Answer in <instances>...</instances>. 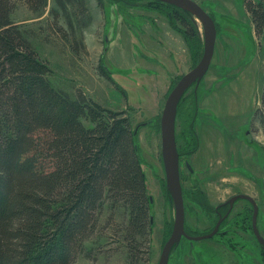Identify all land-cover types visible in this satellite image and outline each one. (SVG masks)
<instances>
[{
	"label": "rangeland",
	"instance_id": "374dc122",
	"mask_svg": "<svg viewBox=\"0 0 264 264\" xmlns=\"http://www.w3.org/2000/svg\"><path fill=\"white\" fill-rule=\"evenodd\" d=\"M195 1L214 19L216 40L206 73L180 102L175 138L180 173L188 175L186 164L191 166L209 204L204 209L186 199L185 227L192 235L207 232L217 218L208 213L209 206L246 193L258 204L257 225L264 237V128L259 120L264 113L259 101L264 34L261 38L254 35L243 0ZM130 2L119 6L111 0H85V13L76 15L72 8L68 13L59 10L54 0L37 12L19 1L11 17L39 56L48 61L54 86L72 96L83 92L104 106L124 110L129 117L153 217L151 234L139 247V264H157L174 219L173 202L165 191L160 116L170 89L201 54L191 55L182 34L158 8L146 0ZM196 21L203 47L202 26ZM191 120L199 140L192 153L184 135ZM247 204L238 199L230 220L244 207L249 210ZM110 212L105 210L102 228L85 242L71 264H129L125 215L119 209L108 221ZM249 232L237 230L238 236L215 234L189 242L182 237L171 250L168 264H264L251 227Z\"/></svg>",
	"mask_w": 264,
	"mask_h": 264
},
{
	"label": "trees",
	"instance_id": "16d2710c",
	"mask_svg": "<svg viewBox=\"0 0 264 264\" xmlns=\"http://www.w3.org/2000/svg\"><path fill=\"white\" fill-rule=\"evenodd\" d=\"M19 1L36 12L48 3L0 0V264L73 263L102 228L106 209L111 211L108 221L117 210L124 213L129 264H139V247L151 234L153 217L130 119L124 110L104 106L83 92L72 96L51 83L48 61L11 17ZM111 1L125 6L132 0ZM146 1L165 14L197 58L202 36L193 16L166 2ZM54 2L61 11L85 13V0ZM243 5L254 35L261 38L264 0H243ZM178 21L186 27L180 28ZM101 72L112 81L108 72ZM259 101L264 107V81ZM259 120L264 128V113ZM194 129L191 120L184 133L190 153L199 142ZM180 179L184 201L205 209L209 202L198 174L188 169ZM165 191L170 198L166 186ZM247 205L249 210L244 207L231 220L233 208L227 211L223 231L216 234L238 236L237 230L250 228L252 206ZM209 208L215 215V206Z\"/></svg>",
	"mask_w": 264,
	"mask_h": 264
},
{
	"label": "water",
	"instance_id": "95a60500",
	"mask_svg": "<svg viewBox=\"0 0 264 264\" xmlns=\"http://www.w3.org/2000/svg\"><path fill=\"white\" fill-rule=\"evenodd\" d=\"M159 1L172 4L190 13L195 20L197 19L200 21L203 33V47L199 61L187 72L183 73L170 89L165 98L160 116L161 160L165 175V186L173 202L174 219L171 232L162 246L157 264H168L172 248L179 243L182 237H185L190 241L212 237L216 234L223 217H220L216 221L213 229L207 233L192 235L187 233L185 230V206L180 179L179 153L175 138V120L178 103L182 95L190 86L193 84L197 85L199 83L210 65L216 40L215 21L212 16L195 0ZM186 165L187 168L192 171L191 166L188 163ZM238 199H245L252 204V229L256 240L264 251V237L260 233L257 226L258 204L251 195L246 193L234 194L225 200L224 203L229 204V208H231L234 201Z\"/></svg>",
	"mask_w": 264,
	"mask_h": 264
},
{
	"label": "flooded vegetation",
	"instance_id": "af4514ba",
	"mask_svg": "<svg viewBox=\"0 0 264 264\" xmlns=\"http://www.w3.org/2000/svg\"><path fill=\"white\" fill-rule=\"evenodd\" d=\"M178 153H179V151H178ZM180 155V154H179ZM182 185V184H181ZM184 199V198H183ZM237 201V200H236ZM236 201H234V203L236 202ZM249 202V201H248ZM234 203H233V205H232V207L231 208H229V204H227V203H224V202H221V203H219V204H217L216 206H215V215L217 216V218H216V221L220 218V217H223V219H222V221L224 220V217L228 214L227 213V211H229V209L231 210L232 208H233V206H234ZM250 203V202H249ZM221 204H223L222 206L225 208L224 209V211H221L219 208H221L222 206H221ZM250 205L252 206V204L250 203ZM184 206H185V204H184ZM185 208H186V206H185ZM230 212V211H229ZM252 212H253V208H252ZM227 213V214H226ZM243 213V212H242ZM245 214V213H244ZM243 215V214H242ZM241 215V216H242ZM251 218H252V214H251ZM216 221H215V223H216ZM221 221V222H222ZM221 222H220V225H221ZM215 223H214V225H215ZM214 225H213V227H214ZM220 225H219V228H218V230H217V232H219V231H223V228H220ZM241 225L242 226H244L242 223H241ZM258 226V225H257ZM213 227L210 229V231L213 229ZM250 227H251V231H252V234L254 235V232H253V229H252V221H251V223H250ZM220 229V230H219ZM222 229V230H221ZM227 229H230V228H227ZM243 230H245L248 234L250 233L249 232V227H245V229H243ZM243 230H241V231H243ZM260 231V230H259ZM216 232V233H217ZM205 233H207V232H205ZM251 234V233H250ZM255 236V235H254Z\"/></svg>",
	"mask_w": 264,
	"mask_h": 264
}]
</instances>
